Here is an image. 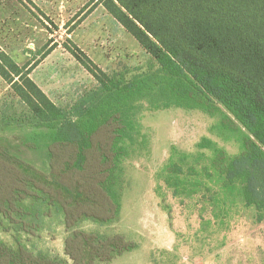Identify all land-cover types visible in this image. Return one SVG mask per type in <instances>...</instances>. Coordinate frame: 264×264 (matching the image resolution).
I'll return each mask as SVG.
<instances>
[{
    "label": "trees",
    "instance_id": "obj_1",
    "mask_svg": "<svg viewBox=\"0 0 264 264\" xmlns=\"http://www.w3.org/2000/svg\"><path fill=\"white\" fill-rule=\"evenodd\" d=\"M106 10L159 64L157 71L116 80L76 44L69 51L96 78L98 88L75 109L58 105L31 73L53 50L20 64L0 46V76L25 105L37 127L49 130L50 174L72 184L61 204L53 182L0 143V264H110L137 247L124 233L86 231L80 224L117 219L123 207L124 161L146 147L140 115L150 109H199L214 115L221 104L253 139L230 154L208 137L198 144L211 156L172 150L166 184L174 195L213 192L227 203L237 196L264 216V0H90ZM80 52V53H79ZM223 127L233 129L224 119ZM33 148H37L31 146ZM175 157L177 160H175ZM57 181V180H56ZM219 189L213 190L212 184ZM32 200L66 216L64 258L35 252L18 234L36 235L46 212ZM58 210V211H59Z\"/></svg>",
    "mask_w": 264,
    "mask_h": 264
},
{
    "label": "rangeland",
    "instance_id": "obj_2",
    "mask_svg": "<svg viewBox=\"0 0 264 264\" xmlns=\"http://www.w3.org/2000/svg\"><path fill=\"white\" fill-rule=\"evenodd\" d=\"M76 44L116 80H130L157 71L159 64L106 10L90 0H0V46L20 64L34 61L54 47L31 73L37 84L60 106L71 111L99 86L93 74L69 51ZM80 53V52H79ZM226 119L233 129L223 127ZM147 146L124 161L125 189L120 216L109 223L80 224L86 231L124 233L137 247L110 264H264V216L237 196L227 203L212 200L213 192L176 196L166 184V168L175 148L197 154L208 137L230 154L240 152V140L253 139L221 104L210 115L199 109L153 110L145 103L140 115ZM49 130L37 127L25 105L0 76V143L42 171L52 192L65 204L72 183L54 179L47 156ZM37 146L33 148L31 146ZM264 152V151H263ZM175 160L176 157H175ZM57 180V181H56ZM213 190L219 185L213 183ZM218 192V191H217ZM213 194V195H212ZM46 212L36 235L18 234L35 252L64 258L68 235L66 216L58 208L32 200ZM59 210V211H58ZM0 236L17 246L11 232Z\"/></svg>",
    "mask_w": 264,
    "mask_h": 264
}]
</instances>
